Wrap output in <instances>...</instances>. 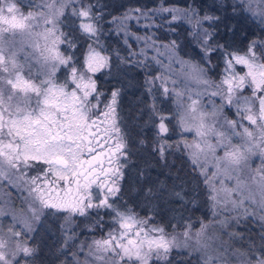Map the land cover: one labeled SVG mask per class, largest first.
Segmentation results:
<instances>
[{
	"label": "snow or ice",
	"instance_id": "6c2138e0",
	"mask_svg": "<svg viewBox=\"0 0 264 264\" xmlns=\"http://www.w3.org/2000/svg\"><path fill=\"white\" fill-rule=\"evenodd\" d=\"M19 3L20 0H0V178L36 170L37 174L30 178L29 193L38 194L39 206L22 220L21 231L9 229L11 245L0 229V264H21V259L34 254L35 249L19 238L23 235L26 241L37 226L46 227L42 220L43 208L55 210L48 215L60 214L66 223L73 214L85 215L87 209L111 211L116 227L106 237L94 241L89 249L98 264H109L110 257L112 264H148L153 256L167 258L173 247L180 246L177 237L169 238L162 227L148 226L146 220L130 211H120L112 199L120 191L121 169L128 162L130 150L127 133L116 117L118 91L102 101L103 93L90 75L103 67L108 57L88 44L78 69L72 55H63L58 50L60 44L67 45L69 50L76 46L72 35L61 30L68 19L73 20L81 36L98 44L95 38L100 30L99 10L90 0L87 3L85 0H41L39 4L26 6L33 11H21ZM208 8L217 12L230 9L233 15L244 16L253 23L258 21L264 31V0H212ZM158 11L168 13L169 23L184 18L193 23L199 29L194 35L201 37L205 63L210 65L208 58L219 52L224 61V74L218 83L211 81L205 68L178 59L175 41L161 45L171 50L174 61L186 71L180 82L184 85L182 91H176L180 87L176 80H171L170 90L168 80L156 77L162 81L157 91L161 97L171 95L182 101L177 105V125L181 133L192 134L193 142L169 144L168 124L172 119L158 114L153 103L158 137L155 152L164 160L171 147L185 148L194 170L203 177L213 207L249 214L244 207L247 200L264 211V40H251L240 54L214 39V25L219 16L190 5L183 11L164 5ZM17 37H27L34 47L43 41L42 55L48 70L39 83L24 78L25 64L18 60L24 51V41ZM137 39H144L148 47L155 46L150 36ZM27 55L25 53V61ZM238 65L243 66L241 72L236 71ZM191 82L202 86L203 92L190 93ZM205 96L207 102H204ZM216 97H219L218 104ZM228 112L233 118L228 117ZM109 120L111 123H107ZM86 141L91 148L89 160L83 161ZM99 156L107 161V169L98 160ZM257 158L259 164L253 168ZM92 161L97 163L93 165ZM93 173L95 177L90 179ZM97 181V188L104 194L93 202L90 186ZM182 187L173 185L171 190L160 188L157 191L183 201L184 193L176 190ZM147 191L152 194L153 189ZM64 213L68 215L63 216ZM3 214L0 209V215ZM225 223L221 221L219 226ZM207 228L208 225L202 223L200 229L191 234L185 226L183 246L200 252L203 264H226L221 257L209 252L212 237L207 235ZM48 230L51 231V227ZM193 238L195 245H189ZM261 239L264 240V236ZM20 254L21 259H17ZM243 264H264V247L259 252L253 250Z\"/></svg>",
	"mask_w": 264,
	"mask_h": 264
},
{
	"label": "rangeland",
	"instance_id": "374dc122",
	"mask_svg": "<svg viewBox=\"0 0 264 264\" xmlns=\"http://www.w3.org/2000/svg\"><path fill=\"white\" fill-rule=\"evenodd\" d=\"M41 0H20L18 4L21 7V11H33L32 7H26L32 4H39ZM194 6V4H187ZM164 5H156L155 7H148L145 9L134 8L129 10L121 16H114L109 20H105L108 24L107 37L109 42L102 43L98 40L97 43L93 41H88L85 37L75 30V25L72 19L65 21V24L61 26V30L65 33H69L76 40V46L69 50L67 45L60 44L58 50L63 55H72L73 60L76 61V66L79 69L83 63L84 57L86 56L88 44H92L97 51H100L102 55L108 57L106 64L100 67L94 74L92 78L96 82L97 89L103 93L101 97L102 101L105 98H110L113 91H118V96L116 100V117L117 121L120 123L121 128L127 133L129 156L128 162L121 169L123 173L122 179L118 182V187L120 189L119 193L113 197L116 201V207L120 211H130L136 217L141 220H146L148 226L154 222V217L156 216L157 206L156 204V194L159 198L162 197V192L157 190L153 191L152 194L148 193V189L144 192L148 194V204L149 207L141 215L135 212V204L132 203L131 208L127 209L121 205V197L124 196L122 190L123 188H130L128 183V176L131 177L130 181L134 175L133 172L129 174L126 173L127 167H130L133 162L134 150L132 145L135 144V140H138L139 146L142 141L137 137L133 136L134 132L132 127L135 125L136 130L152 128L156 134V128L154 126V117L152 113V105L155 103V107L158 109V114H163L171 117L172 122L168 124L169 133L171 137L168 143L171 145L181 144L187 142L191 144L193 142V136L191 133H181L178 121V108L177 105L182 103V101L177 100L174 96H164L161 97L159 91H157L158 86L162 84L160 79H155L156 77H163L168 80V87L171 90V80H176L180 87L176 91H182L184 85L180 82L184 79V73L186 69H182L180 64L174 61L173 57L170 55V49L166 47H161V45H168L171 41H175L177 48L175 49V54L180 60L189 61L191 63L197 64L203 67L207 71V78L214 82H219L223 78L224 61L221 66L215 68L212 62V57L208 59L211 64H206L204 57L203 45L201 43V37L194 35L198 33L199 29L195 28L193 23H190L187 18L177 20L175 22L169 23L168 13H161L158 9ZM174 9L184 10L185 6L180 4L176 5H166ZM139 9V12L135 10ZM201 9V8H197ZM203 10L209 11V14H215L213 10L208 8H203ZM155 11V15L153 12ZM232 14L231 10H227ZM203 14V12L201 13ZM217 15V14H215ZM128 17L125 19V17ZM103 17L100 19L102 23ZM228 24L227 27L231 29L229 35L223 37L224 41L220 40V44H225L226 47L230 46V50L236 51L243 54L248 43L255 40H264V31H261V27L257 23H253L251 19H247L241 15H233L231 18L225 17L223 20V25ZM208 27L207 24L204 25ZM218 21L215 22L214 29L217 33ZM223 29L225 26L220 25ZM252 29V31H249ZM212 31V29H209ZM234 35L233 37V34ZM100 34V30L97 35ZM150 36L153 41H155L154 47H148L145 44L144 39H137V37L143 38ZM18 40L24 41V51L20 53L18 60L20 63L25 64L24 68V78L32 79L33 82L39 83L41 79H44L48 70L47 64L42 55L43 41H39L37 46H33L32 42L27 39V37H17ZM214 39L218 41V38ZM80 46V51L78 50ZM25 53H27V60L25 61ZM155 58V59H154ZM159 61V62H157ZM221 63V62H220ZM243 66H236V71L241 72ZM242 74V73H241ZM60 74L58 73V76ZM111 78L113 79L112 81ZM106 81L109 86L108 89L101 90L98 87L100 80ZM115 80V81H114ZM154 81L153 83H149ZM110 82V84H109ZM187 83V81H186ZM111 90V91H110ZM188 91L191 93L193 91L203 92L202 86L195 82L189 83ZM129 93L131 97L132 109L121 107L122 94ZM247 93V90H246ZM215 102L218 104L219 97L214 98ZM107 102V101H106ZM204 102H207V97H204ZM159 105V106H158ZM129 110L132 113L128 112ZM228 117L233 118L232 113H226ZM111 123V120L107 121ZM167 123V121H166ZM175 126V127H174ZM145 131V130H144ZM90 138V137H89ZM158 139L157 136H155ZM85 153L82 157L83 161L89 160L88 150L91 145L85 142ZM155 147V146H154ZM153 147V149H154ZM175 150L176 153H182L185 158L191 163L190 153L183 147L177 148L175 146L168 149L167 152L172 153ZM99 151V149H97ZM99 161L104 163L105 169H107V161L103 156L98 157ZM123 163V161H121ZM97 161H92L95 165ZM259 164V159L257 158L252 164L253 168H256ZM84 167L87 168L88 164L85 163ZM194 169V166H193ZM99 172V169H96ZM199 175V173L195 170ZM37 174L36 170H28L26 173H19L9 175L8 179L0 178V209L3 210V215H0V229L5 239H9V229L13 231H21L22 220L26 218L29 213L36 207L39 206L38 194L29 193V188L31 187L30 178ZM96 173L90 177V179L95 177ZM101 175H103L101 173ZM200 186V196H194L193 206H197L198 216L194 217L193 214L189 213L182 216V213L175 215L172 222L174 228L167 229L164 228L165 233L168 237H177L178 245L173 247L167 256V258L157 259L155 256L149 259L148 264H176L181 261L182 264H186L185 261H190L189 264H203V256L200 252H197L193 247H185L183 232L185 231V226L189 227L190 233L194 234L199 229L201 224L208 225L207 235L212 237L210 243L209 252L215 256L221 257L226 264H243L245 257H251L252 252L246 251L244 249H239L234 243L230 242V238L237 239L240 228L248 223V220L255 222L260 229L264 231V211L256 208L255 205H250L246 200L244 207L248 209L249 214H242L240 210H228L223 208L213 207V203L209 198L208 189L203 183V177L199 175V180L193 179L191 186ZM83 183V181H82ZM97 181L90 186V190L93 197V202L96 201L98 196H102L104 191L97 188ZM166 186L165 184H163ZM163 187V186H162ZM195 187V188H196ZM231 187V185H229ZM173 187H170L171 190ZM178 190V189H176ZM167 194V193H166ZM172 203L177 201L174 197L166 195ZM34 197L36 201L34 203ZM155 197V199L153 198ZM119 198V200H118ZM168 199V200H169ZM112 202L111 200L109 201ZM174 204V203H173ZM151 206V207H150ZM166 206V203H164ZM133 207V209H132ZM44 213V220L46 227L40 228L36 227V231L30 234V239L24 241L23 235L19 238L21 241L26 243L30 248H34V254L31 256L24 257L21 259V255L17 256V259H21V264H65L64 259L71 257L76 264H98L96 262L95 256L90 255V247L93 242L100 240L107 236L111 229L116 227L115 219L110 210L105 208L87 209L86 214L81 216L79 214H73L68 222L62 218L60 214L48 215L50 212L55 210L49 208L42 209ZM255 213V214H251ZM64 213L63 216H67ZM172 219V217H168ZM189 219V223L183 225H178L177 223H183ZM177 220L175 224L174 221ZM226 221V223L221 227L220 222ZM108 229H107V223ZM98 226L102 228L100 232L97 230ZM51 227V231L48 228ZM12 241L9 239V244ZM189 245H195V238L190 240ZM109 264H112V258H109ZM122 264V262H118Z\"/></svg>",
	"mask_w": 264,
	"mask_h": 264
},
{
	"label": "trees",
	"instance_id": "16d2710c",
	"mask_svg": "<svg viewBox=\"0 0 264 264\" xmlns=\"http://www.w3.org/2000/svg\"><path fill=\"white\" fill-rule=\"evenodd\" d=\"M85 2L87 3L89 0H85ZM90 2L96 5L97 9L99 10L100 17H103L102 23H99L100 34L97 35V39L101 40L102 43H107L110 41L106 34L109 26L105 23V20H109L114 16H121L123 13L133 10L134 8L145 9L161 4H180L182 6H186L190 3L194 4L196 8H208V5L212 4V0H90ZM211 10L215 11L214 8ZM214 13L220 17L218 26L216 28L218 31L215 35V38H218V42L221 43L220 40L224 41L223 37L225 35H229L230 31H232L227 27L228 24L223 25V20H225V17L231 18L232 14L227 10L222 12L215 11ZM220 25L225 26V28L223 29ZM249 31H252V29ZM234 35L236 34H233V37ZM78 50L80 51V46H78ZM211 57L215 68H218V66L222 65L223 58L219 52L213 53ZM112 80L113 79L111 78L109 81ZM98 87L101 90L109 88L106 81H103L102 79L100 80ZM121 98V107L124 106L125 108L132 109L133 105H131V97L129 93L122 94ZM128 112L132 113L131 110ZM136 128L137 127L135 125L132 127L134 132L133 136L137 135V137L143 140L145 143L138 146L137 143L139 142L138 140H135V144L132 145V148L135 151L133 155L134 163L130 167H127L126 173L129 174L130 172H133L135 176H133L132 181H130V176L127 178L130 188H123L122 192L124 196L121 197V205H123L124 208L129 209L131 208L132 203H134L135 212L142 215L149 207V196L146 192H144L145 189L151 188L153 191H155L160 188L169 189L170 187H173V185H182V189H177L182 190L184 193L183 201L177 200L173 202V204L169 198H166V193L162 194L161 198H159L158 194L155 196L156 199L153 197L158 204H156V216L154 217V222L152 221L151 225L162 228L164 226V228L172 229L174 228L172 222L175 215L182 213V216H185L186 213H191L194 217L198 216L199 213L196 212L198 209L197 206H193V200L194 196H200L204 191L201 193L199 191L201 187L200 185L202 184L201 182L198 185L199 187H196V185L191 186L193 179L199 180V175L195 172L191 163L185 158L184 154L176 153L175 150H173L172 153L166 152L165 159L161 160L154 150V146H156L155 141L157 140L155 138L156 134L154 133V130L152 128H139V130H136ZM164 203H166V206H164ZM168 217H172V219H169ZM174 222L176 224L177 220ZM186 222L189 223V219H187L185 222L183 221V223L177 224L186 225ZM108 228L109 227L107 223V229ZM97 230L101 232L102 228L98 226ZM240 232L242 234L240 237L238 236L237 239L230 238V242L234 243V245H236L239 249L242 248L246 251L252 252L254 250L259 252V250L264 247V240L261 239V237L264 236V231L260 229V227L255 222L248 220V223L240 228L237 235H240ZM64 261L65 264H76L75 261L71 259V257H66ZM190 261L192 260H189V262L185 261V263L189 264ZM176 264H182V262L178 261Z\"/></svg>",
	"mask_w": 264,
	"mask_h": 264
}]
</instances>
